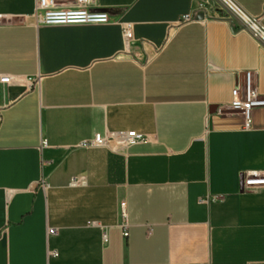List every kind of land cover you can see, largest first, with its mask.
<instances>
[{
	"label": "crops",
	"instance_id": "obj_1",
	"mask_svg": "<svg viewBox=\"0 0 264 264\" xmlns=\"http://www.w3.org/2000/svg\"><path fill=\"white\" fill-rule=\"evenodd\" d=\"M211 1L179 23L198 0H88L108 23L49 26L0 0V264H264V186L243 184L264 106L249 129L226 108L246 71L264 97V44ZM235 1L264 27V0ZM108 130L146 140L79 146Z\"/></svg>",
	"mask_w": 264,
	"mask_h": 264
},
{
	"label": "built area",
	"instance_id": "obj_2",
	"mask_svg": "<svg viewBox=\"0 0 264 264\" xmlns=\"http://www.w3.org/2000/svg\"><path fill=\"white\" fill-rule=\"evenodd\" d=\"M88 0H35L33 17L38 25L66 26L85 24H105L109 22V15L103 10H89ZM227 13L234 18L240 28L264 44V27L260 22L261 16H253L247 13L235 0H216ZM196 11L202 12L203 17L197 18L194 12L186 13L178 20L179 23L203 22L211 18L215 11V4L211 0H198ZM264 14V6H263ZM132 22H120L123 43L127 44L133 38ZM13 76L4 74L0 76L1 83H10ZM264 106V97L259 93L253 81L251 71L244 72L241 89H235L231 101L226 105L229 113H239L243 117L244 129L251 127V111L255 107ZM224 106H219L217 112L222 114ZM146 140L145 134L136 130H108L104 133L97 132L92 138L82 140L79 143L83 148H108L120 150ZM71 185H84L85 180L73 178ZM243 184L247 188H261L264 186V169L248 170L243 174ZM204 201V200H201ZM126 218L125 212H122ZM126 225V223H125ZM48 234L56 233V229L50 227ZM56 255V251H52Z\"/></svg>",
	"mask_w": 264,
	"mask_h": 264
},
{
	"label": "water",
	"instance_id": "obj_3",
	"mask_svg": "<svg viewBox=\"0 0 264 264\" xmlns=\"http://www.w3.org/2000/svg\"><path fill=\"white\" fill-rule=\"evenodd\" d=\"M196 17H198V18H202V17H203V13H202V12H198V13L196 14Z\"/></svg>",
	"mask_w": 264,
	"mask_h": 264
}]
</instances>
